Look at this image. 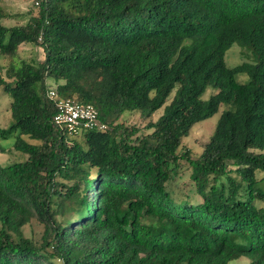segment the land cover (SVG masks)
<instances>
[{"label":"trees","instance_id":"trees-1","mask_svg":"<svg viewBox=\"0 0 264 264\" xmlns=\"http://www.w3.org/2000/svg\"><path fill=\"white\" fill-rule=\"evenodd\" d=\"M33 3L23 24L0 23L12 119L0 134L26 155L0 167V264H264V0ZM234 42L254 62L226 66ZM20 44L42 58H16ZM49 89L91 105L104 128L56 126ZM221 104L200 153L179 150ZM160 107L148 133L117 122ZM181 162L194 192L176 199L166 183ZM31 221L37 240L22 232Z\"/></svg>","mask_w":264,"mask_h":264},{"label":"rangeland","instance_id":"rangeland-1","mask_svg":"<svg viewBox=\"0 0 264 264\" xmlns=\"http://www.w3.org/2000/svg\"><path fill=\"white\" fill-rule=\"evenodd\" d=\"M0 6L3 11L8 15L0 20L3 26H12L15 24H23L28 17V13H35L36 5L33 0H1ZM43 56L42 50L36 46L29 44H20L17 47V57L16 58H38L41 59ZM15 59V58H14ZM223 60L226 66L232 67L240 62H254L248 51L240 47L236 42L232 43L230 47L225 51ZM8 57L0 56V73L4 75V69L8 64ZM236 80L238 82H246L247 75L244 73L237 74ZM48 85H53L50 80H47ZM215 89L213 87H207L203 94L202 99H207L210 95L214 93ZM9 102L10 95L8 91L0 89V129H8L12 124V119L9 113ZM226 108L225 105L221 104L218 106L217 110L209 117L195 122L189 129L188 133L181 137L179 150L188 149L190 156L196 157L204 143L208 140L209 136L213 132L216 122L220 113ZM162 113V107L155 110L150 117L142 118L138 112L127 111L122 113L117 119L118 123H121L127 130H135L131 137L139 134L148 133L149 130L145 128L146 124L150 121L155 120ZM76 141L83 145L81 136L75 137ZM12 137L2 136L0 134V146L4 149L0 152V167L5 166L12 162L23 161L26 155L16 151L12 148ZM181 169L178 173L167 181L166 188L169 190L173 197L176 199H181L186 196H191L194 192L193 183L189 178V168L185 162L180 163ZM255 177L257 179L262 178L264 181V173L256 172ZM260 187H264L262 181H258ZM196 195H193V199H196ZM255 205L262 207L264 209V201L255 200ZM41 231V227L35 221H31L22 227V232L25 236L37 240ZM247 259L244 257H239L230 260L227 264H246Z\"/></svg>","mask_w":264,"mask_h":264},{"label":"built area","instance_id":"built-area-1","mask_svg":"<svg viewBox=\"0 0 264 264\" xmlns=\"http://www.w3.org/2000/svg\"><path fill=\"white\" fill-rule=\"evenodd\" d=\"M47 96L55 99L56 112L52 122L65 128L69 134H78L81 131L104 128L96 119V111L89 104H79L73 100L56 99L53 89L47 91Z\"/></svg>","mask_w":264,"mask_h":264}]
</instances>
